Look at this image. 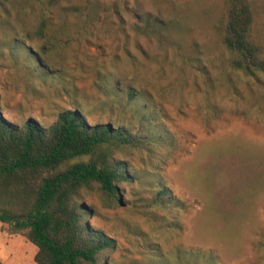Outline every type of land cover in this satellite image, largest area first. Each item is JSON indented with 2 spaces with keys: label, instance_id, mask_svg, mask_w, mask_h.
<instances>
[{
  "label": "rangeland",
  "instance_id": "rangeland-1",
  "mask_svg": "<svg viewBox=\"0 0 264 264\" xmlns=\"http://www.w3.org/2000/svg\"><path fill=\"white\" fill-rule=\"evenodd\" d=\"M102 1L112 9L103 14L96 35L72 43L61 70L44 77L19 45L22 39L40 52L41 41L16 35L35 22L37 3L0 0V112L18 123L34 117L51 124L76 102L91 122H113L118 109L98 90L101 75L136 78L153 93L178 142L174 150L163 149L154 172L187 209L179 226L170 227L145 200L149 191L139 186H126L124 206L104 207L88 198L96 208L90 221L116 240L108 254L111 264H264V105L251 110L258 89L225 75L228 84L237 85L232 94L224 86L208 91L202 77L181 72L173 53L166 57L156 41L130 29L136 8L157 11L151 0ZM211 105L221 107L218 118L207 117ZM127 159L139 171L147 168L138 155ZM36 251L0 221L4 264H37Z\"/></svg>",
  "mask_w": 264,
  "mask_h": 264
},
{
  "label": "trees",
  "instance_id": "trees-1",
  "mask_svg": "<svg viewBox=\"0 0 264 264\" xmlns=\"http://www.w3.org/2000/svg\"><path fill=\"white\" fill-rule=\"evenodd\" d=\"M34 1L35 22L16 35L41 41L40 52L22 39L19 45L44 77L58 73L72 43L95 36L112 9L102 0ZM151 2L155 13L136 8L130 29L137 36L156 41L166 57L173 53L181 72L202 77L208 91L224 86L232 94L237 85L225 75H236L258 89L251 110L264 105V0ZM204 34L209 39L199 40ZM100 79L98 90L118 109L113 122H91L76 102L51 124L34 117L18 123L0 112V221L8 233L37 246V264H111L116 240L90 221L96 212L90 197L104 207L124 206L126 186H139L170 227L179 226L187 209L154 172L163 149L174 150L178 142L153 93L136 78ZM221 110L211 105L207 117L218 118ZM134 155L146 169L139 171L127 159ZM190 185L205 198L194 180Z\"/></svg>",
  "mask_w": 264,
  "mask_h": 264
}]
</instances>
